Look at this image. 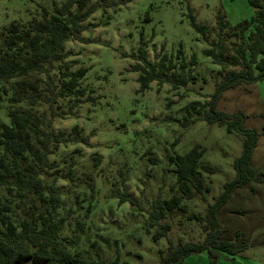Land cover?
Returning a JSON list of instances; mask_svg holds the SVG:
<instances>
[{"label": "rangeland", "instance_id": "1", "mask_svg": "<svg viewBox=\"0 0 264 264\" xmlns=\"http://www.w3.org/2000/svg\"><path fill=\"white\" fill-rule=\"evenodd\" d=\"M63 1L0 0V48L13 22L41 18L42 8L53 11ZM94 1L87 0L88 5ZM255 12L249 0H131L118 9L95 11L85 22L84 40L67 42V60H76L72 69L88 68L82 84L86 97L92 99L71 114L55 117L53 123L55 131L65 132L79 125L91 145H61L50 155L54 165L38 177V185H0V240L15 249H63L105 263L160 264L168 241L153 239L149 211L155 198L168 199L176 192L170 156L184 154L198 143L205 147L201 161L215 168L213 173L203 172L209 191L187 202L188 213L177 209L164 222L171 225L175 241L202 240L203 224L189 220L188 215H204L224 184L235 177L233 162L242 153L244 135L229 132L225 124L208 122L198 113L186 125L187 108L196 100L205 107L208 95L224 79L222 67L204 50L222 36L229 52L235 53L240 41L233 35V26ZM191 13L198 25L210 27L208 40L193 25ZM218 15L230 24L221 35ZM142 35L154 61L162 54V46L176 59L179 49L183 50L180 60L195 57L196 64L187 71L195 78L176 90L169 82L155 80L146 91H138L140 72L134 66ZM8 105L0 85V123H11ZM63 105V110L70 109L67 102ZM218 109L243 111L245 126L259 132L251 163L264 173V80L228 89ZM79 148L81 155L75 153ZM149 152L158 157L157 163L150 161ZM94 154L101 156L97 165ZM70 156L76 160L72 167L66 162ZM126 190L144 210L130 201L120 203V193ZM219 217L224 237L242 231L251 246L235 256L222 253L216 264H264V183L252 181L237 189L219 210ZM181 264L212 263L208 253L201 252Z\"/></svg>", "mask_w": 264, "mask_h": 264}, {"label": "trees", "instance_id": "2", "mask_svg": "<svg viewBox=\"0 0 264 264\" xmlns=\"http://www.w3.org/2000/svg\"><path fill=\"white\" fill-rule=\"evenodd\" d=\"M130 1L96 0L88 5L87 0H64L53 11L42 8L41 18H33L26 23L13 22L6 29L0 48V85L2 92L8 96L11 123H0L1 186L38 185V177L43 175L46 168L54 165L50 162V155L57 152L61 145L78 142L91 145L90 137L82 135L79 125H75L71 132L55 131L53 127L55 117L71 114L73 108L88 98L92 99L91 95L86 97L87 88L82 84L88 68L81 66L72 69L76 60H67V42L84 40L82 32L86 28L85 22L99 8L105 11L108 7L118 9ZM249 1L256 8V12L250 19L233 26V35L240 41L236 52H229L222 36L216 41H211V47L204 50L206 55L211 56L213 61L222 67L224 79L217 84L215 91L208 95L210 99L205 107H202L200 100L190 104L187 108L188 117L185 119V124L188 125L192 122V114L198 113L208 122L225 124L229 132L237 131L244 135L242 153L233 162L235 177L224 184L218 197L207 205L204 215H188L189 220H197L203 224V239L175 241L170 235L171 225L164 222V219L177 209L188 213L187 202L194 199L196 194L205 196L209 191L203 180V172L213 173L215 168L201 161L205 147L199 143L184 154L170 156V161L175 164L173 170L176 173V192L168 199H161L160 196L154 199L148 221L150 227L155 228L153 239L158 241L165 237L168 241L167 248L161 250L160 264H181L186 257L201 252H207L211 263L216 264L222 253L235 256L251 246L242 231H236L232 238L223 236L219 210L237 189L246 188L252 181L264 183V173L258 172L251 163L259 132L255 128L245 126L243 111L229 113L218 109V103L228 89L264 80V4L261 0ZM190 15L193 25L202 33L203 38L208 40L210 27L206 24L198 25L196 17L192 13ZM228 27V20L220 18L219 34ZM251 28L253 29L250 30ZM248 30L250 32L247 36ZM161 51L163 52L158 60H152L142 35L137 63L134 66V69L140 72L138 91H146L155 80L159 83L169 82L176 90L195 78L190 71L187 72L196 64L195 57L180 60L182 49H179L177 59L169 55L164 46ZM236 67L239 69H235ZM64 101L70 105L67 111L63 110ZM21 104L25 107H18ZM75 153L81 155L82 150L76 149ZM93 158L97 162L95 165L101 161L99 154H94ZM149 159L154 164L158 162V157L153 152H149ZM67 161L72 167L76 160L74 156H70ZM250 189L255 191L253 187ZM126 201H130L139 210H144L140 200L127 190L120 193V203ZM262 244L264 245V242ZM0 264L121 263L117 260L111 263L88 260L63 249H15L1 239Z\"/></svg>", "mask_w": 264, "mask_h": 264}]
</instances>
